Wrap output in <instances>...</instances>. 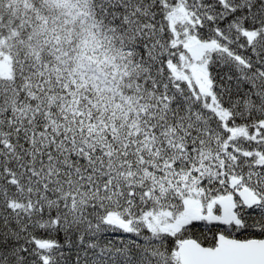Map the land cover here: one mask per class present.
Instances as JSON below:
<instances>
[{"label":"snow or ice","instance_id":"1","mask_svg":"<svg viewBox=\"0 0 264 264\" xmlns=\"http://www.w3.org/2000/svg\"><path fill=\"white\" fill-rule=\"evenodd\" d=\"M0 264H264V0H0Z\"/></svg>","mask_w":264,"mask_h":264}]
</instances>
